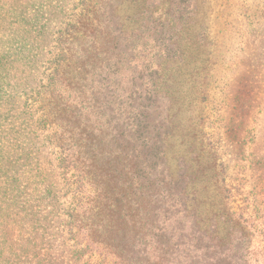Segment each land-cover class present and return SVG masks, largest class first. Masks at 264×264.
<instances>
[{"label": "rangeland", "instance_id": "374dc122", "mask_svg": "<svg viewBox=\"0 0 264 264\" xmlns=\"http://www.w3.org/2000/svg\"><path fill=\"white\" fill-rule=\"evenodd\" d=\"M113 1L100 0V22L105 27ZM202 1L204 39L180 41L173 58L165 54L156 59L161 62L160 103L174 104L163 166L178 184L171 199L160 203L163 196L154 195V206L161 210L153 214L160 220L168 215L164 225L168 235L181 227L192 233L197 226L205 235L223 240V247L215 240L204 242L231 254V264H264V0ZM82 8L81 0H0V50L9 52L6 56L12 63L0 69V157L7 164L8 182L15 181L13 187L3 185L12 193L2 201V208L16 206L19 222L13 225L14 239L33 237L36 246L14 254L0 234V264H72L73 243L66 240L72 203L79 205L77 224L92 250L79 264H139L129 261L128 252L112 246L114 238L108 231L110 220L121 218L128 205L131 177L125 143L118 144L122 152L115 178L110 179L120 189L107 188L99 166L87 167L89 157L106 158L103 174L107 176L105 163L114 145L113 99L109 81L103 80L107 61L98 50V44L107 43L98 39L96 45L92 33L75 42L70 47L71 88L62 85L56 93L55 100L65 107L62 136L85 164L77 189L72 171L62 175L58 169V149L48 140L52 133L48 121L54 115L45 123L40 105L34 102L52 72L49 61L56 53L57 32L74 23ZM109 48L112 57L125 51L134 57L133 63L144 64L151 56L149 52L139 53L138 59L135 52L131 56L130 43L124 39ZM119 67L121 73L130 71L127 65ZM154 117L150 114L149 121ZM161 170L160 165L155 177ZM182 196L188 199V213L180 205ZM113 205L118 213L110 216ZM6 213H0V221ZM128 213L118 222L129 221ZM135 247L143 249V244Z\"/></svg>", "mask_w": 264, "mask_h": 264}, {"label": "trees", "instance_id": "16d2710c", "mask_svg": "<svg viewBox=\"0 0 264 264\" xmlns=\"http://www.w3.org/2000/svg\"><path fill=\"white\" fill-rule=\"evenodd\" d=\"M81 2L83 8L78 18L74 20V23L66 25L65 28L57 32L56 53L52 54L53 58L49 61V69L52 72L49 75L47 85L43 86L42 91L38 93L40 97L34 101L40 105L45 123L54 115L53 119L48 121L52 132L48 140L50 144L55 145L54 148L58 149V169L63 170L62 175L72 171L74 178L72 185H75L77 189L85 164L80 160L79 155L71 147H68L67 144L69 143L62 136L65 131L62 128L61 113L65 111V107L58 104L55 98L56 93L59 92L58 87L63 85L64 89L71 88L72 83L68 77L72 60L70 47L92 33V40L96 45L99 42L98 39L105 41V44L107 43L106 47L98 44L100 46L98 50L107 61L103 80L109 81L113 99L111 114L114 121L112 131L114 145L113 151L109 153L105 163L106 168H109L106 169V171L109 170L107 176L103 174L105 171L103 161L106 158L98 159L97 155L93 158L89 157L87 167H94L95 169L96 166H99L97 169L101 173V178L106 180L107 188L109 190L118 189V182L113 186L110 179L115 178L113 171L116 160L122 152V150L119 151L118 144L120 145V142L123 141L125 143L124 148L127 150L126 157L129 161L128 174L130 172L131 177L128 184L129 191L125 197L126 204H128L127 208L121 218L114 222L111 221L112 219L110 220L112 223H110L108 231L114 238L112 246L116 249L122 248L128 252L126 255L130 262L139 264H204L208 260L214 264L233 263L234 259L231 254H227L222 249L217 250L220 248L210 247L204 242V240H215L217 241L216 246L223 247V240L205 235L197 226L195 232L192 233L181 227L178 231L176 230L175 235L174 233L168 235L164 227L166 222L170 220L168 215L160 220L158 216L153 214L156 209L161 210V208L154 206L156 203L152 201L154 195L163 196L160 203L164 202L167 197L171 199V191L174 190V185L176 187L178 184L177 180L173 178L170 172H166V167L163 166H166L167 163L163 156L167 149L165 140L172 133L174 116L170 115L173 103L170 102L168 105L160 103L161 94L158 85L159 79H161L159 77L161 62L157 61L156 63V59H160L165 54L167 58H173L176 52H179L180 41L194 42L197 39H204L206 25L203 16L205 15L200 7L203 1L114 0L108 12V19L110 18V20L107 27L100 22L103 15L100 0H81ZM164 4H166L165 8L159 11ZM121 39L130 43L129 53L134 56L135 52L137 59L139 53L143 55L149 52L148 55L151 56L148 62L144 61V64L143 62L141 64L133 63L134 57L129 58L125 51H121L118 56L112 57L110 44L117 45ZM155 47L158 49L156 50ZM8 53L6 50H0L1 70H6L12 66L6 56ZM123 65L128 66L129 73L120 72L119 66ZM99 66L101 69L102 65ZM145 75H148L149 80L144 81ZM125 82L128 87L124 85ZM47 107L51 110L50 113L46 111ZM150 114L155 115L152 121L148 119ZM64 116L66 117V114ZM70 123L66 122V124ZM100 154L105 155L104 153ZM4 159V157H0V213H7L2 217L4 219L0 221V234L4 241L3 245H7L15 254L16 250L24 252L28 247L33 249L36 246L31 243L33 237L27 241H23L20 236L14 239L15 229L13 225L19 222L18 213L14 210L16 206L11 207L13 204H6L7 207L2 208V201L12 193H8L3 185L8 184L12 187L15 185V181L8 182V177H6L7 164ZM160 165L162 170L159 177H155V171ZM185 176L188 178L187 175ZM164 181L167 187L159 188L163 187ZM166 190L168 195H165ZM181 190L184 191V188ZM75 193H78L77 190ZM105 193L107 195V192ZM182 199L180 205L183 212L188 213V199L186 196H182ZM113 208L114 210L108 212L110 216L118 213L117 207L113 205ZM78 209L79 205L72 203L69 212H67L66 228L68 231L66 240L73 243L72 264H79L82 258L92 251L89 249V241L86 240L85 243L81 228L77 224ZM128 210L130 220L119 223L118 220H123V216L127 214ZM163 212L165 215L167 214V211L163 210ZM139 214H144L145 219L142 216L139 218ZM107 239L108 237H106ZM136 243L143 244V249L136 250ZM82 244H84L83 247ZM211 249L216 251L209 253ZM207 254H210L211 257H207ZM9 259L11 256L7 260Z\"/></svg>", "mask_w": 264, "mask_h": 264}]
</instances>
